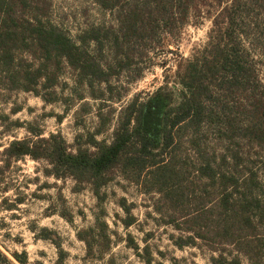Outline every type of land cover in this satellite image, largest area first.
I'll use <instances>...</instances> for the list:
<instances>
[{
    "label": "trees",
    "instance_id": "16d2710c",
    "mask_svg": "<svg viewBox=\"0 0 264 264\" xmlns=\"http://www.w3.org/2000/svg\"><path fill=\"white\" fill-rule=\"evenodd\" d=\"M92 1L114 25L90 26L74 41L48 23V0H0V88L52 103L65 67L89 88H110L137 57L157 48L179 56L177 40L190 20L205 18L211 27L201 48L179 56L171 79L122 108L109 142L91 133L86 148L72 151L59 133L43 136L32 123L14 121L27 135L0 145V180L29 158L45 163L46 176L71 178L76 191L87 185L101 203L103 189L120 177L150 197L153 219L173 231L168 240L174 248L205 250L211 264H264V0ZM105 52L110 60L103 62ZM117 205L124 229L134 225V204L120 197ZM41 232L54 240L51 231ZM151 235L139 245L128 233L125 246L142 264H166L153 256ZM76 237L85 264H116L106 258L113 242L100 215ZM10 256L14 261L0 250V263L27 264L25 252ZM64 256L59 249L56 264Z\"/></svg>",
    "mask_w": 264,
    "mask_h": 264
},
{
    "label": "rangeland",
    "instance_id": "374dc122",
    "mask_svg": "<svg viewBox=\"0 0 264 264\" xmlns=\"http://www.w3.org/2000/svg\"><path fill=\"white\" fill-rule=\"evenodd\" d=\"M48 1V23L62 28L74 41L90 26L114 25L110 13L92 0ZM210 27L208 19L190 20L177 40L179 56L188 58L201 48L207 41ZM159 50L135 58L129 69L111 80L110 88L104 84L89 88L78 81L73 70L65 67L54 88L58 99L52 103H45L31 93L0 88V145L27 135L23 127L13 126L14 121L32 123L43 136L59 133L72 151L77 145L86 148L85 139L91 133L97 140L109 142L122 108L135 95L144 98L164 84L166 78L171 79L179 56L166 49ZM100 58L103 62L110 60L106 52ZM101 103L103 120L98 116ZM16 109L19 110L13 112ZM44 169V162L26 158L11 165L0 180V250L9 259L13 260L10 256L13 252H25L27 264H56L61 249L65 254L63 264H85L84 244L77 239L76 231L94 226L95 216L100 215L108 225L113 242L106 258L112 256L116 264H142L125 246L124 239L129 233L143 245L142 239L148 232L152 235L146 238L147 243L156 259L166 264H170L171 257L178 259L179 264H211L210 254L205 250L174 248L168 240L173 231L153 219L157 215L152 210L150 197L120 177L115 176L103 189L106 197L98 203L87 185L76 191L71 178L57 180L46 176ZM4 183L9 189L6 193L3 192ZM120 197L134 204L131 213L137 221L127 229L120 222L124 217L117 205ZM18 199L23 202L8 210L7 206ZM62 214L69 215L71 223ZM42 228L52 232L53 241L41 238ZM157 250L164 252V258L157 256Z\"/></svg>",
    "mask_w": 264,
    "mask_h": 264
}]
</instances>
